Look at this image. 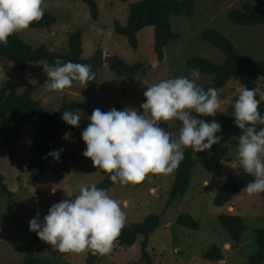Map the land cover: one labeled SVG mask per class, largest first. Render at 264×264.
Masks as SVG:
<instances>
[{"label":"rangeland","instance_id":"1","mask_svg":"<svg viewBox=\"0 0 264 264\" xmlns=\"http://www.w3.org/2000/svg\"><path fill=\"white\" fill-rule=\"evenodd\" d=\"M97 1L100 16L98 21H94L90 17L88 7L81 1L43 0L44 13L54 16L56 24L45 29L28 28L18 34L35 48L45 45L52 51L66 52L69 49L71 34L83 30L84 58H91L98 47H101L104 59L107 60L97 74L98 86L89 87L86 83L74 81L70 88L49 92V78L41 63L31 64L25 71H19L8 60L1 59L0 89L22 93L29 85H37L33 97L50 112H56L64 100L84 103L93 110L99 108L105 112L115 108V105L121 110L140 109L146 99L143 93L147 87L178 76L191 78L192 70L187 67L189 57L202 56L216 62L224 60V55L219 50L204 41L202 33L208 28H214L229 38L236 45L241 58L264 60V26L241 27L231 24L228 20L231 10L248 12L258 2L264 5V0H195L193 17L172 16V30L181 37L165 48L163 62L158 60L154 52L153 27L139 34L140 44L137 50L131 48L126 37L118 35L115 31V22L126 24L129 6L140 0H130L127 3L117 0ZM115 57L128 65L142 62L145 68L135 79L126 80L117 76L111 68ZM208 80V76L200 74L198 83L202 86ZM242 87L258 88L260 93H264L263 80L234 79L219 93V108L215 116H198L195 112L192 115L209 122L215 120L222 128ZM75 112L81 116L80 125L86 128L90 123L88 117L92 113L82 110ZM14 118V115L0 117V125L13 123ZM177 124L178 120H173L170 125L162 123L160 126L166 131L175 132ZM21 127L23 135L16 146V160H13L6 148L0 147V173L12 193L11 197L3 196L0 188V264L23 263L24 248L36 235L30 230V220L37 212L43 219L53 204L70 199L79 192L81 185L99 184L107 174L95 168L92 161L84 157L86 144L82 137H70L65 140L63 133L60 135V145L76 157V161L68 162L70 172L61 170L55 161H50L44 175L46 185L31 186V149L38 130L26 122H21ZM238 143L239 137L225 145L214 146L208 154L196 153L197 166L193 171L191 188L184 197H176L173 201H170L169 195L176 170L167 175L149 174L140 187L121 186L116 183L108 190V194L120 204L122 211L127 215L126 222L130 225L143 222L152 214L162 215L161 227L149 240L148 253L154 264H204L202 254L205 251L216 244L224 248L226 242H231L226 229L219 222V215L223 213L241 216L246 223L242 237L245 246L241 251L233 250L234 255L227 256V259H230L228 264H245L250 256L258 252L256 230L264 228V198L261 194L249 196L245 192L236 196L225 207H218L213 203L221 183L226 181L229 175L244 172L239 162ZM213 189L217 193L207 195ZM180 214L195 216L201 228L193 231L178 225L177 218ZM142 241L143 238L140 237L136 248L130 253L129 261L119 259L118 248V251L114 249L109 254L113 259H108L114 260L116 256L117 264L138 263L142 257ZM229 248L227 245L225 249ZM54 251L55 249L44 250L39 252L37 257L44 261L87 264V251ZM138 264L148 262L140 261Z\"/></svg>","mask_w":264,"mask_h":264},{"label":"clouds","instance_id":"2","mask_svg":"<svg viewBox=\"0 0 264 264\" xmlns=\"http://www.w3.org/2000/svg\"><path fill=\"white\" fill-rule=\"evenodd\" d=\"M42 3L43 0H0V44L6 45L9 37L42 19L45 15ZM41 64L49 78V92L70 88L74 81L86 83L94 79L91 65L60 59L53 65L46 60ZM190 75L191 78L178 76L147 87L140 109L113 108L107 112L94 109L88 117L90 123L81 133L86 144L84 157L109 174L113 184L127 186L141 183L149 174L173 173L184 160L185 149L201 153L219 144L220 123L192 115L195 112L198 116H215L219 90L215 87L204 90L198 83V69H193ZM261 100L264 93L258 88L242 87L234 102L235 124L242 132L239 162L243 171L254 177L242 190L249 196L264 193V127L259 130L256 127L264 125V116L258 110ZM62 120L79 128L81 116L66 110ZM173 120L181 122L177 138L160 126L170 125ZM70 137L71 132H67L64 139ZM62 151L52 150L47 156L59 160ZM216 193L213 189L207 195ZM125 223L126 215L120 204L107 190L90 184L81 185L74 199L53 204L43 219L37 212L30 220V230L61 253L90 251L106 255L112 251Z\"/></svg>","mask_w":264,"mask_h":264},{"label":"trees","instance_id":"3","mask_svg":"<svg viewBox=\"0 0 264 264\" xmlns=\"http://www.w3.org/2000/svg\"><path fill=\"white\" fill-rule=\"evenodd\" d=\"M84 3L90 13V17L94 21H98L100 9L97 0H78ZM122 3H127L130 0H117ZM128 19L126 24L116 21L114 24L115 31L118 35L127 38L132 49L139 48V34L149 27L154 28V52L160 62L164 61L165 48L174 40H178L181 35L174 33L172 30L171 18L178 17H193L195 15V0H140L129 6ZM228 20L231 24L241 27H258L264 26V5L258 2L250 11L242 12L233 9L228 13ZM56 24V18L52 15L45 14L42 19L34 22L29 28L45 29ZM83 30H77L72 33L69 39L68 51L59 52L52 51L45 45L38 48L33 47L29 43L20 38L18 32L9 37L6 45L0 44V60L5 59L13 64L19 71H25L31 64H39L41 61H47L49 65H53L57 59L63 62L72 61L91 65L94 72V79L86 82L89 87L98 86L97 74L104 67V52L101 47H98L95 54L89 58H84L83 48ZM204 41L213 48L219 50L224 55L222 62H216L202 56H191L187 59V67L190 70L198 69L201 75L209 77L208 82L202 85L204 90L210 87H215L219 93L234 79L244 81L263 80L264 81V60L243 59L239 56L236 45L222 33L214 28L205 29L202 33ZM115 74L126 80H133L145 68V64L138 62L133 65H128L118 57L114 58V63L111 64ZM37 85H29L24 92L8 91L0 89V117L14 115L13 123H3L0 125V147L6 148L13 160L18 158L16 146L22 138L23 132L21 122H26L33 125L38 133L35 136L31 149V173L29 183L33 187H37L44 183V175L47 164L50 161H55L61 170L69 173V161H76V157L69 153L63 146L60 145L59 139L61 134L71 132V137H82L81 133L85 129L81 125L79 128H74L67 125L62 120L63 112L70 111H85L92 113L93 109L87 104L64 100L62 106L56 112H50L44 108L43 104L33 97ZM259 99V94L257 96ZM115 109L121 110L118 105ZM262 116H264V100H261L258 108ZM257 129L264 125H257ZM181 128V122L178 121L177 129L174 138H177ZM242 134L241 130L236 126L234 120V105L231 107L230 115L226 119L221 131L217 135L221 136L219 144L225 145L232 139L238 138ZM212 147V148H213ZM63 151L60 154L59 160H54L47 154L52 150ZM212 151H205L208 154ZM196 152L188 148L184 150V160L176 169V175L172 182L169 195L170 201L176 197H184L191 188L193 171L197 166L195 158ZM47 157V158H46ZM146 179V178H145ZM254 177L246 172L229 175L224 182L221 190L215 196L213 203L218 207H225L233 201V199L245 193L243 188ZM145 181V180H144ZM142 181L136 184L140 187L144 184ZM98 188L110 190L115 184L106 174L104 179L96 185ZM0 188L2 195L11 197L12 193L5 184L4 176L0 173ZM77 194L71 198H75ZM264 198V193H261ZM70 198V199H71ZM10 203V202H9ZM11 203L8 204L10 207ZM162 215H149L143 222L124 225L119 237L114 243L122 247L134 246L140 237L143 238L141 243L142 257L141 262L147 261L148 264H154L151 260L148 248L150 236L162 225ZM219 222L221 226L228 232L229 238L234 243H239L242 240L246 230L245 220L238 215L220 214ZM177 224L189 228L193 231H198L200 223L190 214H180L177 218ZM257 243L259 250L256 254L250 256L245 264H264V228L256 230ZM42 241L37 234L31 240L28 246L24 248L25 258L22 264H67L62 262L44 261L37 257L34 248ZM204 258L213 263H219L225 260L222 249L214 245L204 252ZM104 255L92 254L88 251L87 264H96L102 260ZM139 261V262H140ZM138 264V263H131Z\"/></svg>","mask_w":264,"mask_h":264},{"label":"crops","instance_id":"4","mask_svg":"<svg viewBox=\"0 0 264 264\" xmlns=\"http://www.w3.org/2000/svg\"><path fill=\"white\" fill-rule=\"evenodd\" d=\"M224 182L225 181H223L222 183H221V185H220V187H219V190H218V192L221 190V188H222V186H223V184H224ZM41 185H46V179H44V183L43 184H41ZM24 210H26V209H24ZM23 210V211H24ZM126 215V214H125ZM127 216V215H126ZM194 219H196L195 218V216H192ZM42 219V218H41ZM127 219V218H126ZM136 223H138V222H136ZM125 224H127V225H130V223H128V222H126ZM228 233V232H227ZM229 236V235H228ZM139 241V240H138ZM231 241V240H230ZM244 241V239H242L241 240V242H239V243H231V242H226V246L223 248V246L221 247L220 245H217V246H219L221 249H222V252H223V254H224V256H225V260L224 261H221V262H219L218 264H228V262H229V260L227 259V256H231V255H234V251L233 250H235V251H241L242 250V248H244V246H245V243L243 242ZM138 243V242H137ZM136 243V244H137ZM136 244L134 245V246H132V247H122V246H120V245H118V243H114L113 244V248H112V250H116V251H118V249H119V253H118V257H120L119 259H121V260H124V259H126L127 261H129L128 259L131 257L130 256V253L132 252V250H134L135 248H136ZM240 244H241V248H240ZM227 245H229L230 246V248L229 249H225V248H227ZM118 246V247H117ZM233 246H234V248H233ZM44 247L45 248H47V249H44ZM118 248V249H117ZM35 251H36V254L38 255L39 254V252H44V250H46V251H48L49 249L50 250H52L53 251V249L54 248H52V245H50V244H48V243H46V242H41V243H39L35 248ZM54 252H56V250L54 251ZM84 252V251H83ZM57 253V252H56ZM87 258H88V251H87ZM110 253H108V254H106V255H104V257H103V259L102 260H100V262H97L98 264H117L116 262H115V260H117L118 258H116V256H114V260H109L108 259V257L110 258V259H113V257L112 256H110L109 255ZM237 253H235V255H236ZM202 257H203V254H202ZM108 259V260H107ZM203 260H204V264H212L213 262H210V261H208V260H206L204 257H203ZM115 262V263H114ZM96 263V264H97ZM125 263V262H124ZM139 263V262H138Z\"/></svg>","mask_w":264,"mask_h":264},{"label":"water","instance_id":"5","mask_svg":"<svg viewBox=\"0 0 264 264\" xmlns=\"http://www.w3.org/2000/svg\"><path fill=\"white\" fill-rule=\"evenodd\" d=\"M104 61H105V62H107V60H106V59H104Z\"/></svg>","mask_w":264,"mask_h":264}]
</instances>
